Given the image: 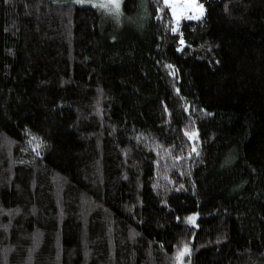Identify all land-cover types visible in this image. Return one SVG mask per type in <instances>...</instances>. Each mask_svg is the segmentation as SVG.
Segmentation results:
<instances>
[{
	"label": "trees",
	"instance_id": "trees-1",
	"mask_svg": "<svg viewBox=\"0 0 264 264\" xmlns=\"http://www.w3.org/2000/svg\"><path fill=\"white\" fill-rule=\"evenodd\" d=\"M196 1L0 0V264H264V0Z\"/></svg>",
	"mask_w": 264,
	"mask_h": 264
},
{
	"label": "snow or ice",
	"instance_id": "snow-or-ice-1",
	"mask_svg": "<svg viewBox=\"0 0 264 264\" xmlns=\"http://www.w3.org/2000/svg\"><path fill=\"white\" fill-rule=\"evenodd\" d=\"M7 2V0H6ZM75 2H82V0H75ZM164 6L168 9L171 10V15L173 17V21L174 24L171 28V31L173 33H176L178 31V21H179V15H181L182 13H178L177 10V4L175 3V0H164ZM93 7H100V8H105L107 10L110 11V13H114L115 16L117 18H119V16L121 15L120 12V7H121V3L120 0H102V2L100 4H93ZM195 8L196 11L193 12V14L188 15L186 18L187 19H199L200 16L203 15V6L199 5L196 3V0H185V5H184V10L187 11L189 9ZM161 12V9L158 7L157 8V15L159 16ZM178 43L180 45H184V39L181 38ZM177 51H181V48H177ZM166 67L168 68H172V65H166ZM169 74H174V73H169ZM185 135L188 136V138L190 140H194L197 136L196 133H188L186 132ZM34 140H36V137H33ZM40 147L39 142L35 145V147L33 148V151H37V149ZM193 152H196V149L193 148L192 149ZM39 154V153H37ZM198 154V153H197ZM179 159V158H177ZM195 216H189L185 218V222L186 223H192L195 224ZM191 254V249L189 248V246L185 243L183 244V246L177 251V253L175 254V264H183L184 261V257L185 256H189Z\"/></svg>",
	"mask_w": 264,
	"mask_h": 264
},
{
	"label": "rangeland",
	"instance_id": "rangeland-1",
	"mask_svg": "<svg viewBox=\"0 0 264 264\" xmlns=\"http://www.w3.org/2000/svg\"><path fill=\"white\" fill-rule=\"evenodd\" d=\"M54 1H56V2H73V3L79 4V5H85V6H91V7H93V4H100L102 2V0H82V2H75V0H54ZM122 1L123 0H120L121 4H122ZM163 2H164V0H163ZM175 3L177 4L178 13H182L181 15H179L178 25H179V22L181 20H183V19H186V20H198V19H187L186 18L188 15L193 14V12H195L196 9L192 8V9H189V10L185 11L184 10L185 0H175ZM196 3H197V1H196ZM94 8H99L101 10L105 9V8H100V7H94ZM104 11H106V10H104ZM200 18H201V16H200ZM178 25H177V27H178Z\"/></svg>",
	"mask_w": 264,
	"mask_h": 264
}]
</instances>
